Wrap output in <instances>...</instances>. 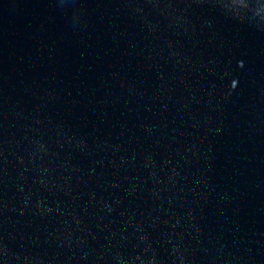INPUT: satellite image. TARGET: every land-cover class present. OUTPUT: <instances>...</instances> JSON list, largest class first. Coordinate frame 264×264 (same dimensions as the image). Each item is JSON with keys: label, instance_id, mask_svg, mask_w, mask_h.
<instances>
[{"label": "water", "instance_id": "obj_1", "mask_svg": "<svg viewBox=\"0 0 264 264\" xmlns=\"http://www.w3.org/2000/svg\"><path fill=\"white\" fill-rule=\"evenodd\" d=\"M0 264H264V0H0Z\"/></svg>", "mask_w": 264, "mask_h": 264}]
</instances>
